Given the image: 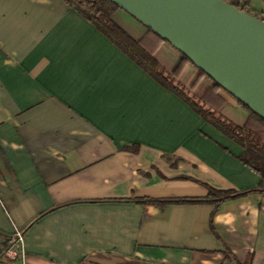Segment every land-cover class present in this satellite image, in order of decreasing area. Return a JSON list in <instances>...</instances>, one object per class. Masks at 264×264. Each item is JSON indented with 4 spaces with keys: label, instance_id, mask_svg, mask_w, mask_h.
I'll return each mask as SVG.
<instances>
[{
    "label": "crops",
    "instance_id": "crops-1",
    "mask_svg": "<svg viewBox=\"0 0 264 264\" xmlns=\"http://www.w3.org/2000/svg\"><path fill=\"white\" fill-rule=\"evenodd\" d=\"M154 57L182 59L166 41ZM178 79L198 97L214 86L190 62ZM217 94L242 126L247 110ZM242 151L64 0H0V264H22L2 256L14 228L26 264H264V192L193 201L258 187Z\"/></svg>",
    "mask_w": 264,
    "mask_h": 264
},
{
    "label": "water",
    "instance_id": "water-1",
    "mask_svg": "<svg viewBox=\"0 0 264 264\" xmlns=\"http://www.w3.org/2000/svg\"><path fill=\"white\" fill-rule=\"evenodd\" d=\"M264 118V20L224 0H109Z\"/></svg>",
    "mask_w": 264,
    "mask_h": 264
},
{
    "label": "trees",
    "instance_id": "trees-1",
    "mask_svg": "<svg viewBox=\"0 0 264 264\" xmlns=\"http://www.w3.org/2000/svg\"><path fill=\"white\" fill-rule=\"evenodd\" d=\"M72 6L86 20L91 22L101 33L122 50L129 58L142 67L164 88L175 93L186 102L192 110L198 113L206 122L213 125L223 134L238 143L242 153L237 158L260 176L257 188L247 191L218 190L207 186L208 193L205 198L193 199V201H212L218 203L222 200L234 198L250 191L264 192V118L250 110L247 106L238 102L247 110L248 115L242 126L235 125L225 119L219 109L224 100L217 94L218 88L215 83L208 88L200 97L193 93L192 87L184 86L178 79L184 65L190 61L182 55L179 64L172 70H166L154 57L155 51L165 40L153 30L146 27L145 34L139 38H132L113 19L114 12L119 7L109 0H64ZM241 11H245L258 17L249 9L248 0H224ZM264 20V17H258ZM191 63V62H190ZM201 75H205L200 71ZM206 76V75H205ZM208 77V76H207ZM186 198L153 199L143 198L144 203L163 204L170 201H187Z\"/></svg>",
    "mask_w": 264,
    "mask_h": 264
},
{
    "label": "built area",
    "instance_id": "built-area-1",
    "mask_svg": "<svg viewBox=\"0 0 264 264\" xmlns=\"http://www.w3.org/2000/svg\"><path fill=\"white\" fill-rule=\"evenodd\" d=\"M2 256L7 261H20L26 264V255L24 250V234L23 230L14 228L12 234L6 240V247Z\"/></svg>",
    "mask_w": 264,
    "mask_h": 264
}]
</instances>
